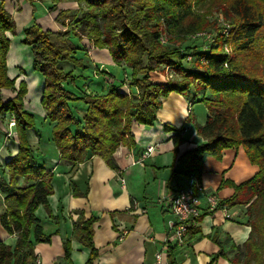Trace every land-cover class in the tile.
I'll return each instance as SVG.
<instances>
[{
  "label": "trees",
  "instance_id": "obj_1",
  "mask_svg": "<svg viewBox=\"0 0 264 264\" xmlns=\"http://www.w3.org/2000/svg\"><path fill=\"white\" fill-rule=\"evenodd\" d=\"M75 1L85 10L59 11L55 18L57 24L66 27L65 31L43 30L35 21L23 30L32 70L44 80L40 105L52 126V142L61 160L75 166L99 157L117 171L116 150L134 146L133 123L153 125L162 107L160 98L175 93L203 104L208 115L195 130L204 141L183 153L180 175L194 178L199 186L204 156L219 160L224 150L243 148L259 171L249 181L233 185L234 195L219 205L246 207L250 233L242 246L231 247L232 264H264V0ZM4 2L0 0V125L2 116L15 119L18 148L17 154L1 167L0 225L17 239L13 247L0 242V264H38L34 244H49L52 235L43 232L35 212L42 207L49 220L56 223L59 218L52 215L48 202L53 195V176L38 162V151L29 140L37 124L34 116L24 110L25 82L19 83L14 98L5 101L2 95L3 90L15 91V81L7 76L6 57L10 48L7 34L15 36L16 29ZM194 5L204 6L206 12L195 14ZM214 8H223L226 20L231 21L229 38L219 33L212 44L193 39L214 26L206 18ZM55 9L53 6L47 11ZM163 35L168 37L169 45L160 44ZM83 37L94 48L107 50L114 65L121 67L120 76L87 64L90 61L85 51L72 43ZM196 41L200 45H195ZM186 42L192 44L182 47ZM226 45H230L232 55L224 52ZM162 66L174 69L178 79L151 81L150 73ZM127 70L131 93L124 94L116 87V78L121 77L122 82L123 76L127 78L125 72L129 74ZM93 81L98 82L99 89L92 87ZM183 131V127L174 130L175 151ZM72 195L85 198L87 189L79 192L74 188ZM96 222V218L85 219L82 212H77L72 224L73 239L89 250L86 264L98 258L93 243ZM193 230L194 226L189 228L182 248L169 246V264H176L175 253L186 252ZM210 238L219 247L215 258L225 256L224 244L215 234ZM62 248V263L72 264L70 240H64Z\"/></svg>",
  "mask_w": 264,
  "mask_h": 264
},
{
  "label": "crops",
  "instance_id": "obj_2",
  "mask_svg": "<svg viewBox=\"0 0 264 264\" xmlns=\"http://www.w3.org/2000/svg\"><path fill=\"white\" fill-rule=\"evenodd\" d=\"M77 5L75 0L4 2L5 11L14 20L16 33L15 36L7 34L10 48L6 57L7 76L15 81V91L3 92L8 94L7 99L10 100L16 96L19 83L23 81L26 84L24 110L34 116L37 124L36 129L30 132L29 140L38 151V162L44 164L53 176V195L48 197V202L52 215L59 218L55 223L49 220L42 207L36 210L35 216L40 220L43 232L52 235V238L49 244H34V254L38 264H63L62 242L70 240L72 264H86L89 250L73 239L72 231L77 212H82L85 219H97L93 226V243L98 258L93 264H155L154 257L164 245L168 232L166 223L170 218V211L159 200L166 198L172 190L197 185L194 178L180 175L185 162L182 156L203 143L195 126L205 123L208 112L205 108L203 113L197 114L195 108L203 104L171 93L167 98L159 99L162 107L157 111L152 126L132 124L134 146H120L116 150L114 159L117 171H112L99 157L75 166L61 160L52 142V126L45 120L46 114L40 105L44 80L37 73H32L30 47L23 46V30L35 21L43 30L57 31L60 28L55 22L58 12H76L79 10ZM53 6L56 7L55 11L48 12L47 9ZM92 51L94 54H88L90 62H94L98 68L101 65L104 71L114 76H120V68L115 69L107 50ZM32 83L39 92L34 100L30 98ZM97 83L93 81L92 87H96ZM180 127L184 131L180 134L181 143L175 151L172 138L174 130ZM150 146L154 148L153 153L142 160L146 147ZM17 148V142L6 141L0 132V173L2 165L17 154ZM140 161L142 165L138 164ZM258 171L259 168L249 162L241 146L224 150L219 160L204 156L199 184L202 189L199 195L202 217L190 234V245L186 252L173 255L176 264H232L234 252L230 251L231 247L243 245L250 233L246 207L226 206L227 218L220 210L210 211L206 197L214 195L219 202L227 200L234 195L233 185L249 181ZM74 188L79 192L87 189V196L74 197ZM2 200L0 195V211L3 209ZM124 232L126 235L119 240ZM213 234L224 244L225 256L215 258L219 247L211 241ZM16 239V235H9L0 225L1 243L13 247ZM165 261L169 264L167 257Z\"/></svg>",
  "mask_w": 264,
  "mask_h": 264
},
{
  "label": "built area",
  "instance_id": "obj_3",
  "mask_svg": "<svg viewBox=\"0 0 264 264\" xmlns=\"http://www.w3.org/2000/svg\"><path fill=\"white\" fill-rule=\"evenodd\" d=\"M224 28L221 32V35L228 39L230 36V27L227 24H223ZM216 34L214 32L196 34L193 36V39H202L206 44H212L215 42ZM162 44L165 43L164 38H160ZM224 52L227 55H230V49L226 45L224 47ZM187 61H191V58L188 57ZM163 82H168L173 78V75L165 72L164 76H161ZM2 124L0 125V132L3 134L6 141H11L16 139V134L14 132L15 128V119L9 116H2ZM5 123V124H4ZM14 141V140H12ZM17 142V140L15 141ZM154 151L153 147H146L145 152L142 155V160L147 159ZM138 164H143L142 161ZM120 182L123 184V180L120 179ZM196 192H195V190ZM202 193L200 186H192L188 188H182L168 193L167 197H162L159 202L163 204L170 211V218L166 223L168 235L164 241V245L160 251L155 254V264H166L165 257L168 251L169 246H176L177 248H182L187 239V233L190 227H196L197 219L202 215L200 210V200L199 195ZM206 203L210 211H215L217 208L224 214L225 217H229L226 207H220L219 200L214 195H208L206 197ZM126 235L122 234L119 236V240ZM38 263V260H37Z\"/></svg>",
  "mask_w": 264,
  "mask_h": 264
},
{
  "label": "rangeland",
  "instance_id": "obj_4",
  "mask_svg": "<svg viewBox=\"0 0 264 264\" xmlns=\"http://www.w3.org/2000/svg\"><path fill=\"white\" fill-rule=\"evenodd\" d=\"M78 5V8L79 9H83V10H85V6L83 5V4H81V3H77ZM205 5H206V3H205ZM204 6H201V5H198V6H196V5H194V7L192 8V10L194 11V13L195 14H200V15H202V14H204L206 11H204ZM77 12H80V11H77ZM206 18L208 19V20H210V21H212L213 23H214V26L210 29V30H206V31H202V32H199L198 34H203V33H209V32H214L215 34H216V36L219 34V33H221L222 31H223V28H224V26H223V24H227L229 27H230V30H232V23H231V21H227L226 20V18H225V16H224V11H223V8H214V9H212L209 13H207V16H206ZM68 22V21H67ZM70 25V24H69ZM59 31H65L66 30V27H62V26H60V28L58 29ZM57 30V31H58ZM161 38V37H160ZM162 38H164L165 39V43L166 44H162L161 42H160V39H159V42H160V44L161 45H169V40H168V37L166 36V35H163L162 36ZM170 39V38H169ZM197 42V41H196ZM72 43H74L73 44V46L74 47H78V48H76V49H79V50H81V52H83V51H85V54H86V57H87V59H88V54H91V52L93 53V49H96V48H94L91 44H90V42L88 41V39L87 38H85V37H83V39L81 40V41H77V40H75V39H73L72 40ZM168 43V44H167ZM189 44H192V43H190V42H186V43H184V44H182V47H186L187 45H189ZM195 45H200V43L199 42H197V43H194ZM23 46H26V45H24L23 44ZM27 47H29V46H27ZM229 47H230V45H229ZM88 48V49H87ZM83 50V51H82ZM98 50V49H97ZM80 52V53H81ZM97 53V52H96ZM95 53V54H96ZM94 54V53H93ZM92 54V55H93ZM230 55H232V53H230ZM84 57H85V55H84ZM172 59H175V56L174 57H172ZM86 62V61H85ZM92 63V65L94 66V67H96L95 66V64H94V62H87V64H91ZM191 65V64H190ZM190 65H188V66H190ZM121 68V67H120ZM31 69H32V67H31ZM104 68H102V66L100 65V68H99V70H103ZM115 69H117V67L115 68ZM119 69V68H118ZM32 71V70H31ZM117 71V70H116ZM124 71V70H123ZM128 71V70H127ZM26 72H27V70H26ZM129 72V74L128 73H126L125 72V76L127 77V78H125L123 75V78H122V82H121V77L120 78H116V87H118V89H119V91L120 92H122V93H124V94H129V93H131V89H130V87H129V84H130V79H131V77H130V71H128ZM165 72H168L169 74H171V75H173V79L174 80H176V79H178V74H177V72L174 70V69H171L170 67H165V66H162L158 71L156 70L155 72H151L150 73V80L151 81H154V82H157V81H162L163 82V80H162V78H161V76H164L165 75ZM32 73H34V74H36L34 71H32ZM38 74V73H37ZM39 75V74H38ZM109 81V80H108ZM135 92H136V90H134ZM5 92H3L2 91V94L4 95L3 96V98H4V100L6 101V100H8L7 99V95L8 94H4ZM8 93V92H7ZM38 88L36 87V86H34L33 85V83H32V88H31V90H30V98L31 99H36L37 97H38ZM137 93V92H136ZM160 101V100H159ZM197 105V104H196ZM205 110V106L203 105V106H197L196 108H195V111L197 112V114H199V112H201V113H203L204 112V110ZM4 137V136H3ZM12 140H14V141H16V139H12ZM11 140V141H12ZM115 215H117L118 216V214H115ZM242 246V245H241Z\"/></svg>",
  "mask_w": 264,
  "mask_h": 264
}]
</instances>
